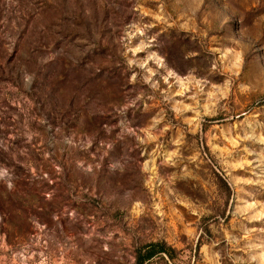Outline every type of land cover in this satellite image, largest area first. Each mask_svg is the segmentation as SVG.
Masks as SVG:
<instances>
[{"label": "rangeland", "instance_id": "374dc122", "mask_svg": "<svg viewBox=\"0 0 264 264\" xmlns=\"http://www.w3.org/2000/svg\"><path fill=\"white\" fill-rule=\"evenodd\" d=\"M0 264H264V0H0Z\"/></svg>", "mask_w": 264, "mask_h": 264}, {"label": "trees", "instance_id": "16d2710c", "mask_svg": "<svg viewBox=\"0 0 264 264\" xmlns=\"http://www.w3.org/2000/svg\"><path fill=\"white\" fill-rule=\"evenodd\" d=\"M154 253L151 251L147 256H145L143 259H146V258H148V257H150V256H152Z\"/></svg>", "mask_w": 264, "mask_h": 264}]
</instances>
